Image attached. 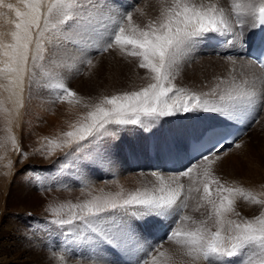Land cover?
Returning a JSON list of instances; mask_svg holds the SVG:
<instances>
[{
    "label": "rangeland",
    "instance_id": "rangeland-1",
    "mask_svg": "<svg viewBox=\"0 0 264 264\" xmlns=\"http://www.w3.org/2000/svg\"><path fill=\"white\" fill-rule=\"evenodd\" d=\"M162 1L163 0L73 1V7L68 9V15H70L72 19L63 24L54 21V23H49V28H52L50 27L52 24L57 25L56 28H53L56 33L51 31L55 35L45 34L44 32V36L40 37L39 32L42 31L41 29H35L33 32V47L29 53L27 72L23 79L22 93L20 92V88L11 89L9 87V81L3 75H0V186L2 189H0V238H3L5 235L3 233L13 232L12 234L15 235V226H18V228L24 230L28 241L31 242L32 240L28 237L32 232L30 229L31 223H33L35 218L37 219L41 217V219L45 218L48 220L46 221L49 223L47 224V228L49 225L50 230L53 229L54 231L60 232L63 236L61 238L57 235V232H52L53 240H55L54 242H57L56 249L58 250V253L65 255L68 252V247L65 246L67 244H70L71 246L74 242H77L75 243V246L77 247L76 249L74 245L71 246V250L76 253V255H74L76 258L74 256H68V259H71L72 261L79 258L78 260H81V263L84 261L83 264L91 263L92 261L96 263L98 260L103 264H128L124 258L129 260L130 252L132 250L133 262L129 260L130 264H145L142 261V263L138 261H140V259L143 260L147 254L155 253L158 250L155 253V260L153 259L150 264H212L210 259H205L203 256H201V260H197L193 255L186 253L185 248L181 246H179V248L174 245V250L173 248H169L171 251H164V248L167 245L172 244L168 243V241L164 242L165 240H169L168 234H166V238H160L161 240L159 239L157 242L155 239H152L150 235L144 233L143 236L146 237L144 238L145 244L140 242L142 238L140 239L139 235H137L139 237L133 235V227L136 224L133 223V218L130 214V216L124 215L121 217V219H123L128 225L129 238L127 241H123L125 242L124 244L121 242L118 247H108L96 244L94 242L95 233H93L82 221L75 220L72 224L64 225L55 223V221L61 219H71L73 213L76 215L83 214L78 207H73V205H76L75 197L79 194H88V200L96 197L95 194L101 199H119V197H117L118 193H121L123 197H127L130 193H134L138 190L144 191L146 189L150 192L159 194V189L162 186L161 184H158L160 187L155 186L156 181L166 175L163 174L165 171H162L163 173L160 172V175H155L152 174V172H158V167H153L152 163L146 167L144 165L141 166L139 163L142 162L141 164H147L149 162L151 149H148L147 153L149 157H146V148L147 146L149 147V144L152 142L150 136L152 132L157 134L164 132V138L160 140L159 148L163 151L164 147L170 149L172 136L178 131L170 121L174 116L178 117L179 115L182 117L183 113H181V115L177 114L170 117L158 118L156 126L147 131L140 124H107L105 129L108 133H111V135H106L101 139L102 135L98 133L97 135L100 136L99 144H89V141L92 140L93 137L81 141V145H86V147H83L79 152L76 151L78 145L75 142L72 144H63L60 143V140H58L57 137L53 138L48 136L61 134L62 137H64V143L70 139L73 141L77 140L78 137L70 138L65 134L79 128L82 124L88 123V113L94 111L95 106L100 104L104 97L116 95L113 93L119 92L118 90L114 92L111 89L112 86L105 88L104 81L101 80L102 78H107L108 72L111 70L109 67L108 70H105L104 66H106L109 59V57H107L110 53L109 51H113L116 45L113 44L111 47L107 48V50L99 51L97 50L100 45L99 41L103 37L112 35L116 22L121 20L122 17L124 26L128 31H130L132 27L145 29L150 24L158 27L157 22L161 19L163 10L161 7ZM204 2L206 5H209L208 0H204ZM249 2H257L258 4L259 0H223L224 5L219 7V9H223L224 15L228 19L231 28L235 27L238 23H251L250 19H253V14L250 10H246L248 12V19L242 21L241 14H243V11L235 13L237 10L234 8V5L236 4L247 5ZM196 4L200 5L201 3ZM20 7L22 10L23 7L19 6V8ZM165 7L167 8V5ZM5 8L6 7L2 8L0 6V31L2 30V27H4L3 30L5 31V33H3V30L0 32V42L3 44H10L13 42L10 34L15 31L13 21L16 20L14 19L16 15L14 10ZM216 8L218 9L217 6ZM3 10L8 11L5 13ZM129 12L132 14V20L130 22L126 19V14ZM2 13H4L5 16ZM43 13L44 16L47 17L46 9H44ZM10 14L13 16L12 18ZM43 21L44 18L42 17L40 28L44 23ZM246 27L248 26L246 25ZM243 29L244 27L241 26L239 31L242 32ZM248 34L249 32H245L244 36L248 37ZM3 36L5 40H8L5 41ZM37 40L42 41L43 46L40 55L43 56V59H37L34 62L32 56L36 54ZM226 40L228 39L226 38ZM201 41L204 42V40ZM201 41L192 47H186L185 50H181V56L190 54L191 57L195 59H193V62L208 56L222 57L220 54L207 49ZM107 43L108 42H105V46ZM0 52H2V49H0ZM228 55H230V53L225 54V58H227L226 56ZM99 66H102L103 69H101L100 72L98 70ZM0 67H3L2 63H0ZM139 69L143 71L138 72L137 75L139 78L143 77L145 74L151 73L148 69H143L141 67ZM188 72H191V70ZM188 72L183 78L192 81L194 87L184 84V81L182 80L179 81L183 84H179L176 82L177 79L173 77L171 78V82L178 87L185 88L188 86L191 89L201 90L194 84V82L199 83L198 81H193L187 78L186 75H188ZM172 76H174V74ZM107 79H109V77ZM260 81L261 82L255 87V91L258 95L264 93V75ZM114 82L116 81L111 82V84L108 83L107 85H114ZM203 83L205 84L206 82L203 81ZM61 84L64 88L75 92L76 95H67V93L59 87ZM120 85L123 86L120 87V91L122 92H119L117 95L130 92V90L122 83H120ZM4 98L9 101L14 100L13 103H10V106L19 107V117L15 120L16 130H13L12 117L8 114V107L5 105L6 102ZM251 108L249 109L251 110ZM249 109H247L248 112H250ZM259 109L260 111H258L253 125L249 129L245 138L241 140L239 146L241 143L243 144L240 147H234L228 150L223 154L224 156L221 155L220 157V159L230 158L232 162V160L235 159V156L236 159H238L239 155V164L241 167L237 163L238 165H235L231 170H227L228 168L226 167H223L225 169H222V167L218 168L215 166V163L212 164V162H208L205 166L203 164L198 168H193V176L195 175V177L192 183H188L190 174L188 176H178L173 174L177 177L175 185L167 187L164 185L166 193L169 189L180 191V198L187 200L186 209L188 202L191 201L193 203V206H189L187 211L191 213L190 216L188 215V218L184 219L181 224V228H183L182 230L195 231L197 228H203L205 230L204 234L208 238H210L211 233L216 231H220L222 237H228L229 235L234 234L230 231L227 224L223 227L224 230H226L224 231L223 228L216 223V217L213 213L212 206L207 203L206 200H203V177L197 178V174H202L203 167L204 169L207 168L209 170L212 178H218L221 184L225 187L242 188L245 191L251 192L258 199L264 200V101L260 102ZM193 114L199 115L201 112L198 111ZM188 117H190V113ZM145 118L141 117V120L144 121L148 119ZM176 120L180 119L176 118ZM105 129H102L101 133H104ZM13 138L15 143H13ZM104 139L108 140V144L109 141L110 143H113V146L115 144V149L119 147L120 151L117 149V152L113 151V153L108 154L111 158L116 153L118 156L116 161L120 166L112 167L108 160L105 161L107 156L105 154L107 153L104 152L108 151H106L107 149L105 148L106 144L104 143ZM164 139H166V141L163 143ZM183 141L184 139L182 141H177L176 144ZM59 143L61 144L59 146V151L57 148H54V150L50 149V145ZM102 147L105 149L101 151ZM242 151H244L246 155L243 154L244 152L242 153ZM47 153L57 156L53 157L54 159L50 162L46 158ZM125 154L130 156L125 159ZM232 155H234L233 158ZM156 160L163 162L160 159ZM79 162H81L82 165H80ZM77 164L80 166H77ZM189 166L192 165L188 164L176 170L171 169L169 171L170 173H178V171L184 172ZM41 179L45 180L42 181ZM50 180H61V183L60 181H55L54 186ZM39 183L41 186L38 185ZM63 183H65V185H62ZM93 187H97V190ZM216 187V184L211 185L213 198H215ZM98 188H102V190H98ZM66 189H70L68 196L66 194ZM107 189L110 191H107ZM187 190H190L192 196ZM44 191L48 193L44 195ZM186 191L188 195L186 194ZM31 192L36 195L33 196ZM29 195L31 198H29ZM225 195H227V193H225ZM83 203V201L78 202V205ZM178 203L179 202H177V204ZM73 208H75L76 211H74ZM64 209H67L69 212L67 214L63 213L62 211ZM118 211L123 212L124 210ZM181 214H183V211L180 213V216ZM33 215L36 217H33ZM261 215H264V203L256 204L251 200H246L241 196H237L235 197L234 210L226 214V220L242 223L247 220L254 221L256 217ZM31 217L33 218L30 219ZM128 217L131 218L133 223L130 227L129 222L125 220ZM144 217L146 222L155 220L156 218L153 216ZM138 218H140V221L138 222L139 225L140 222H145L144 219H142L143 217ZM175 221L174 225L179 223V219H176ZM54 227H58L60 231L54 229ZM26 229L28 230V234ZM141 229L144 230L145 227L141 225ZM169 231H164L163 233H168ZM50 232L51 231H49V233ZM227 237L224 240L225 244L230 243ZM175 239L176 237H172L171 241L174 242ZM61 242L68 243H65L64 246ZM150 243L152 244L151 247ZM82 247L84 249H81ZM96 250L109 260L103 259L102 256L97 257ZM51 253L56 256L55 253ZM58 258L60 257L58 256ZM231 259L232 264H245V262H247V264H264V253H262L257 247L252 246L245 250L241 256ZM225 260H228V258H225Z\"/></svg>",
    "mask_w": 264,
    "mask_h": 264
},
{
    "label": "snow or ice",
    "instance_id": "snow-or-ice-1",
    "mask_svg": "<svg viewBox=\"0 0 264 264\" xmlns=\"http://www.w3.org/2000/svg\"><path fill=\"white\" fill-rule=\"evenodd\" d=\"M21 2L24 10L12 3L5 4V0H0V6L14 10L17 17L13 21L15 31L11 33L13 42L10 44L0 42V49H2L0 57L6 58H0V63L3 64V67H0V75L9 81L11 89L20 88L22 93L23 79L27 72L31 51L30 46L34 39L33 30L40 29L43 17L45 30L39 32L40 37H43L50 23L48 17H51L54 10L64 17L59 23L63 24L72 19L68 15V9L73 7V3L72 0H52L47 8L48 15L45 17L42 12L44 0H21ZM234 8L237 12L250 10L254 17V24L264 26V0H259L258 4L253 2L247 5L236 4ZM126 19L129 22L132 20L130 12L126 14ZM157 23L158 27L150 24L145 29L132 27L128 31L124 26L123 17L116 22L112 35L107 38L108 43L104 50L115 44L126 55L138 57L139 67L148 69L152 73L154 82L139 91L104 97L100 104L95 106L94 111L88 113V123L65 134L70 138L78 137L75 141L71 139L65 141L68 144L75 142L78 145L77 152L86 147V145H81V141L93 137L89 144H99L98 133L111 135L105 129V126L110 123L140 124L147 131L158 123V118L198 111L214 113L222 115L225 119L234 120L242 116L247 109L256 106L259 101H264V93L258 95L256 91L241 90L235 94L220 95L219 103L214 107H208L207 101L201 102L199 94L178 87L171 82V69L176 63L178 52L186 47L194 46L201 40L211 38L213 34L223 37L232 31L223 9L218 10L211 5L188 3L187 0H173L172 5L166 8ZM51 27L56 28L57 25L52 24ZM232 36L233 39L226 40L229 45L233 43V40L239 41L240 39L236 33H232ZM42 46V41L37 40L36 54L32 56L34 62L37 59H43L40 55ZM59 87L67 95H76L70 89L64 88L62 84ZM141 116L148 119L142 121ZM102 129H105L104 133H101ZM13 143H15L14 138ZM233 144L239 147L235 145V142ZM220 148H223L222 144L218 145L214 151ZM202 159L208 161V155H202ZM192 170L193 166H189L183 175L188 176ZM202 175L204 179L203 198L212 206L216 223L221 228L227 224L230 231L234 233L227 237L230 243L225 244V237L221 236L220 231L211 233L210 238H207L202 228H197L195 231H180L170 226L168 238L183 237V239H178L179 243L192 246L189 248L190 253L192 251L202 252L204 258L210 259L212 264H232L231 258L241 256L252 246L264 253V215L256 217L254 221L247 220L242 223L226 220V214L234 210L235 197L241 196L256 204L264 203V200L258 199L242 188L225 187L218 178L210 176L207 168ZM212 184L217 185L215 198L212 195ZM165 193V188L161 187L159 194L146 189L130 193L127 197L118 193L119 199L94 197L83 204L73 205V207H78L83 214L73 213L71 219H61L55 223L64 225L72 224L75 220L82 221L95 233L94 242L96 244L118 247L121 242L129 238L128 225L121 219L124 215L166 218L173 215L178 216L183 211L186 202L177 204L181 195L180 191L169 189ZM153 259L155 260V257Z\"/></svg>",
    "mask_w": 264,
    "mask_h": 264
},
{
    "label": "bare ground",
    "instance_id": "bare-ground-1",
    "mask_svg": "<svg viewBox=\"0 0 264 264\" xmlns=\"http://www.w3.org/2000/svg\"><path fill=\"white\" fill-rule=\"evenodd\" d=\"M73 1L75 2L77 0H72V3H73ZM79 1H81V0H79ZM187 2L188 3H201V4L206 5L204 0H187ZM7 3H12V4L16 5V7L22 6L24 8V5L21 2V0H5V4H7ZM50 3H52V0H44V4H43V7H42V12L44 11V9H46V12H47V8H48ZM172 3H173V0H163L161 2V7L163 9L162 13L166 9L165 6L167 5V8H168V6H170ZM208 4L214 6L215 8L217 6L218 9H219V7L224 5L223 0H208ZM148 5H149V3H148ZM1 7L3 8V6H1ZM153 7H151V8H153ZM23 8H22V10H23ZM5 9H7V8H5ZM7 11L5 10L4 12L6 13ZM247 11H243V14H241V20L242 21H245V20L248 19V12ZM235 13H238V12L235 11ZM2 14H4V13H2ZM46 15H48V14H46ZM4 16H5V14H4ZM10 16H11V14H10ZM12 17L13 16H11V18ZM1 19H3V18H1ZM14 19H17V18L14 17ZM48 19H49L50 22H53V21L54 22H60L61 20H63V16L58 11L54 10L52 15H51V17H48ZM250 21H251L250 24H246V22H245V24L238 23L235 26L236 28L235 27L231 28L232 31L230 33H227L223 37L220 36L219 34H213V36L211 37V38L217 37V38L233 39L232 33L238 34L240 36L239 41L233 40V43L231 45H228L227 43H223L221 45H214L213 43L210 42L211 38L204 39V42L201 41V43L207 49H209L210 51H212L214 53L220 54L222 56L221 58H219L220 56L219 57L208 56V57L199 59L196 62H193L195 59L193 57H191L190 54L181 56V51L178 52L177 53V57H176V63L173 65V67L171 69L172 75L174 74L175 77L174 76H172V77L176 78L177 79L176 82L179 83V84H183L182 82L179 81V80H182V81H184V84H188V85H191V86L194 87V85L192 84V81L183 78V76L189 70H191V72H188V75H186V76H187V78H189V79H191L193 81H198L199 83L194 82V84L196 85V87H198L201 90L191 89L188 86H186L185 88H187L191 92L198 93L199 96H200L201 102L203 103V102L207 101V106L208 107L216 106L219 103V97L222 94H224V95H227L229 93L235 94L236 92H239L241 90L255 91L256 85L259 82H261L260 79H262V77L264 75V70L260 69L255 63H253L251 60H249L245 56V53L247 52V50L249 48L250 41H251V35H249V34H251V33L253 34V32L255 30V27H256V25L254 24V17H253V19H250ZM238 25L240 27L241 26L244 27L242 32L239 31L240 27ZM246 25L248 27H246ZM3 29H4V27H2V30ZM14 29H15V27H14ZM40 29L41 30H45L44 23H43V25L41 26ZM2 30L0 32H2ZM34 31H35V29L33 30V32ZM51 31L54 32V29L48 27L47 30L44 31V32H45V34H54V33H56V32L52 33ZM245 32H249L248 37L244 36ZM3 33H5V31ZM9 33H10V31H9ZM4 36H3V38H4ZM10 36H11V34H10ZM110 36H106V37L101 38V40L99 41L100 45L98 46L97 50H99V51L100 50H104V48L106 47L105 46V42H108L107 38L110 37ZM7 38H8V33H7ZM242 39H243V41H242ZM4 40H5V38H4ZM6 40H8V39H6ZM32 47H33V45L31 44L30 48H32ZM185 49L186 48H184L182 50H185ZM129 51H131L130 48H129ZM109 52L110 53L107 56V57H109V59H108V61L106 63V66H104L105 70H108V67L111 69L108 72V76H107V78L109 77V79H107V78H102L101 79L100 78L101 80L104 81L105 88L106 87L108 88L109 86L110 87L112 86L111 89L114 92L117 91V90L119 92H122V91H120L121 90L120 87H123V86L120 85V83H122L124 86H126L130 90V92H133V91H139L140 89L145 88L149 84L154 82L152 80V74L149 73V72H148L149 74H145L143 77H140V78L138 77V75H137L138 72H143V71H141L139 69L140 68L139 67L140 60H139L138 57H133V56H130V55H126L125 52H123L120 49V47L117 46V45L115 46L113 51H109ZM189 52H190V49H189ZM227 53H230L231 56L228 55V56H226L227 58H225L224 55L227 54ZM203 54H204V52H203ZM101 69H102V66H99L98 67L99 72H100ZM113 81H116V82H114L115 84L114 85L113 84L110 85L111 82H113ZM127 81H129V82H127ZM203 81H205L206 83L204 84ZM108 83H110V84L107 85ZM100 87H101V85H100ZM111 89H110V91H111ZM20 92H21V90H20ZM119 92L113 93V94L117 95ZM11 94L13 95L12 92H11ZM20 95H21V93H20ZM4 100L6 102L5 105L8 107V114H9V116L12 117L13 130H16L15 129V127H16L15 126V122H16L15 120L17 119V117H19V113H18V111H19L18 108L19 107L10 106V103L11 102L13 103L14 100L9 101L6 98H4ZM260 102L261 101H259L256 106L252 107L251 110L249 109L250 112H248L246 110L245 113H243L242 116H240L239 118H236L234 120H228V119H225L222 115L209 113V112H203V111H200L201 114H199V115H194L193 113H190V117H188L189 113L182 114V117L179 116V115H178V117L174 116V118L170 122H171V124H173L175 126L176 129H178V131H176V133H174L173 136H172V139H171V142H170V149H167V147H164V151H163V150H161L159 148L160 140L164 138V132L163 133H159V134H157L155 132H152L151 133L152 135L150 134V136L152 138V142L149 144V147L147 146V148H146V157H149L147 151H148V149H151V155H150L149 162L148 163L146 162L147 164H141L142 162L139 163V164L141 166L144 165L145 167L147 165L151 164V163H152V165L155 164L159 168L158 172H152V174H155V175H157V174L160 175L161 173H163L162 171H165V173H163V174H166V175H164L163 178H160L159 180L156 181V185L155 186H159V187H160V185H158V184H161L162 187H164V185L166 187L167 186H174L175 182H177V177L174 176L173 174H176V175L179 176V175H183L184 172H179L178 171V173H175V172L174 173H170L169 170H171V169L172 170H176V169L184 167V166H186L188 164H191L193 166V168L194 167L198 168L199 166H201L203 164L205 166V164H207L209 161H211L212 164L215 163V166L218 167V168L222 167V169H225L223 167H226V168H228L227 170H229V169L231 170L233 167H235V165L239 164V161H240L239 155H238V159H236V156H235V159H236V160L234 159L235 162H234V160H232V162H231V159L229 157H228L229 159H226V158L220 159V157H221V155L225 154V152H227L228 150L236 147V146H234L233 142L231 144L227 145V146L224 145L223 148H220L218 151H216L212 155L208 156V161H204L203 159H197L193 163V161L188 160L189 158L187 156L186 145H187L188 138L190 136H192L195 139H198V137L200 136V134L204 130H206L209 127H212V126L226 125V124H240V125L244 126V133L241 136H239L234 141L235 145H239L241 140L243 138H245V136L247 135L249 129L253 125V123H254V121L256 119L258 111H260V109H259ZM253 109H255V110H253ZM141 117H143V116H141ZM143 118H145V117H143ZM176 118H178L180 120H176ZM158 125H160V124H158ZM155 126H156V124H155ZM155 126H153V127H155ZM111 130H113V129H111ZM105 136L106 135H102L101 139H103ZM48 137H53V138L57 137V139L60 140V143L66 144V143H64V141H63L64 137H62L61 134H55V135H51V136H48ZM183 139H184L183 142H180V143L176 144L177 141H182ZM165 141H166V139H164L163 143ZM246 141H245V143H246ZM60 143L59 144H55V145H50L49 147H50L51 150H54V148H57V150L59 151L60 150L59 146L61 145ZM104 143L106 144L105 145L106 146L105 148L107 149L106 151H108V152H104V153H107V154H105V155H107L105 161L108 160V162H110V165L112 167L120 166V164L117 163V161H116V159L118 158L116 153L111 158H110V155L108 154V153H113V151L114 152H117L118 150L120 151L119 147H117L118 150L115 149V147H116L115 144L113 146V143H110V141H109V144H108V140H105V139H104ZM141 144H142V142H141ZM242 144L243 143H241L240 146ZM105 148L102 147L101 151L104 150ZM139 148H140V146H139ZM68 149H69V147H68ZM244 151H242V153ZM245 152L243 154L246 155L247 152L246 153ZM235 154H238V153H235ZM234 155H232V158H233ZM56 156L57 155H53V154L47 153V157L46 158L48 159V161L51 162L54 159L53 157H56ZM124 156H125V159H127L130 155L125 154ZM99 158H101V157H99ZM153 158H154V162H153ZM67 159H69V158H67ZM156 159H160L163 162H161V161L159 162ZM101 162H102V159H101ZM138 162H139V159H138ZM167 163H171L172 164L171 167H167L166 166ZM79 164L82 165L81 162H79ZM80 165L77 164V166H80ZM239 166L241 167L240 164H239ZM167 168H169V169H167ZM204 170L205 169L203 167L202 174H203ZM216 171H217V168H216ZM193 172H194V169L192 170V172L189 175L188 183H192L194 181L195 175L193 176V174H194ZM202 174H200V175L197 174V176H198L197 178L203 177ZM41 180L43 181L45 179H41ZM50 181H51V183L54 186H55V181H57V182L60 181V183H61V180H55V181L50 180ZM203 183H204V179L202 181V184ZM91 184H93V183H91ZM38 185H40V183ZM42 185H44V184H42ZM62 185H65V183H63ZM186 185H187V183H186ZM191 185H193V184H191ZM6 186H7V184H6ZM106 187H104V188H106ZM187 187H188V185H187ZM0 189H1V186H0ZM94 189L97 190V187H95ZM98 190H102V188H98ZM107 191H110V190L107 189ZM187 191H188V193L190 195L192 194L190 192V190H187ZM187 191H186V194H187ZM47 193L48 192H45L44 195H46ZM69 193H70V189H66L67 196L69 195ZM31 194L33 196L36 195V194H34L32 192H31ZM95 196L97 197V194H95ZM29 198H31L30 195H29ZM75 198H76V200H75L76 205H78V202H82V201L85 202V201L88 200V194H84V195L79 194ZM177 202H179L178 205H180V204L185 203V202L187 203V200H184V199L180 198ZM8 204H9V202H8ZM191 205L193 206V203L191 201L188 202L187 209L184 207L183 214H181V216L179 214L178 216L177 215H173V216H168L166 218L165 217H156L155 220H150L148 222H146L144 216H133L132 215L133 223L136 224L133 227V235H135V236L139 235L140 239L142 238V240L140 242H143L144 244H145V239L144 238H146L145 236H143L144 233L150 235L152 239H155V241L158 242V240L160 238H166V233H167V232L163 233L162 230L158 229V224L160 222H162L165 225V227H167V229H168L167 231L170 230V226H174L176 229H179L180 231H186V230H182L183 228H181V224L183 223L184 219L188 218V215L190 216L191 213L187 212V211L189 209V206H191ZM73 210L76 211L75 208H73ZM62 212L67 214L69 211L67 209H64ZM33 217H36V216L33 215ZM33 217H31L30 219H32ZM67 217H69V216H67ZM138 217H143L142 219H144V221H145V222H141L144 225V227H145L144 230L141 229V226L138 223L140 221V218H138ZM128 218H126L125 220L127 222H129V227H130V225H132L133 223L131 221V218L130 217H128ZM39 219H40V221H39ZM157 219H160V220H157ZM176 219H179V223L174 225L173 222ZM5 221H7V220H5ZM46 221H48V220L45 219V218L41 219V217H40V218H37V219L35 218L33 223H31V228L30 229L32 230V232L28 236L32 240L31 242L28 241L27 235L25 234L24 230H21V228H18V226H15V233H16L15 235L12 234L13 232L12 233H10V232L3 233L5 235L3 236V238H0V264H56V263L57 264H72V263H74V264L75 263L76 264H83L84 261H82V263H81V260H78L79 258L75 259L74 260L75 262L72 261L71 259H68V256L72 257V256L76 255L75 251L71 250V246H73V245L75 246L76 245L75 243H77V242H74V244L71 245V246H70V244L69 245L67 244L66 246L64 245L65 243H68V242H61L65 247H68L67 248L68 252L65 255H63L62 253H58V250L56 249L57 248V244H56L57 242H54L55 240H53V233L57 232V231H54L53 229L50 230L49 229V227H50L49 225H48V228H47V224H49V223H47ZM1 227L7 228V227H4V226H1ZM223 227H225V226H223ZM10 228H12V227H10ZM54 229L60 231V229L58 227H54ZM47 230H49L51 232L49 233V231H47ZM223 230H224V228H223ZM26 231H27V234H28V230L27 229H26ZM224 231H226V230H224ZM57 235H59L61 238L63 237L60 232H57ZM139 236H137V237H139ZM178 239H183V237H179V238L176 237L174 242L171 241V239L165 240L164 242L168 241V243H172V244L167 245L165 248L163 247L164 251H171L169 248H171V249L173 248V250H174L175 249L174 245H176V247L177 246L178 247L181 246V247L185 248V252L186 253H188L190 255H193L197 260H201L202 259L201 258V256H203L202 252L192 251L190 253L189 252V248L192 247V246L187 245V244H181V243L178 242ZM79 243H81V242H79ZM124 243L125 242H123V244ZM151 245L152 244L150 243V247H151ZM76 248L77 247L75 246V249ZM81 249H84V248L82 247ZM59 251H60V249H59ZM51 252L55 253L56 256H54V254H52ZM155 253L153 252V253L147 254V256H145L143 258V260L140 259V261H138V262H140V263L144 262L145 264H150L153 261V257H156ZM81 254H83V253H81ZM96 254H97V257L98 256H102V254H100L99 251H97V250H96ZM132 254H133V252L131 250L130 257H129L130 261L133 260ZM58 256L60 258H58ZM74 257L76 258V256H74ZM102 258L106 259V260H109V259H107V257H104V256H102ZM83 259H84V257H83ZM124 259H125V261L128 264H130L129 260H127L126 258H124ZM92 262L91 263H86V264H93L94 262L93 263ZM97 263L98 264H103L99 260L96 263H94V264H97Z\"/></svg>",
    "mask_w": 264,
    "mask_h": 264
}]
</instances>
